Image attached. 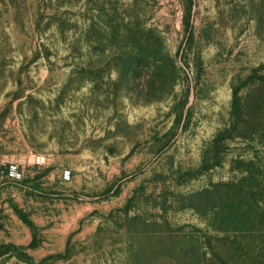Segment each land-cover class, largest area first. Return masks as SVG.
<instances>
[{
    "label": "rangeland",
    "instance_id": "rangeland-1",
    "mask_svg": "<svg viewBox=\"0 0 264 264\" xmlns=\"http://www.w3.org/2000/svg\"><path fill=\"white\" fill-rule=\"evenodd\" d=\"M0 264H264V0H0Z\"/></svg>",
    "mask_w": 264,
    "mask_h": 264
},
{
    "label": "built area",
    "instance_id": "built-area-1",
    "mask_svg": "<svg viewBox=\"0 0 264 264\" xmlns=\"http://www.w3.org/2000/svg\"><path fill=\"white\" fill-rule=\"evenodd\" d=\"M38 162H44L45 158L42 156L37 157ZM65 176H69V172H65ZM8 177L15 181H20L23 178V171L21 170L19 164L13 162L10 164L8 169Z\"/></svg>",
    "mask_w": 264,
    "mask_h": 264
}]
</instances>
